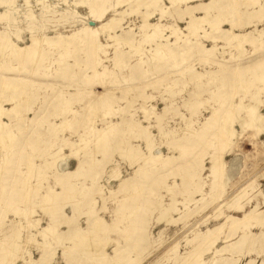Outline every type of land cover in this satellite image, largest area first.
Here are the masks:
<instances>
[{"label": "rangeland", "instance_id": "obj_1", "mask_svg": "<svg viewBox=\"0 0 264 264\" xmlns=\"http://www.w3.org/2000/svg\"><path fill=\"white\" fill-rule=\"evenodd\" d=\"M0 126V264H264V0H0Z\"/></svg>", "mask_w": 264, "mask_h": 264}, {"label": "bare ground", "instance_id": "obj_2", "mask_svg": "<svg viewBox=\"0 0 264 264\" xmlns=\"http://www.w3.org/2000/svg\"><path fill=\"white\" fill-rule=\"evenodd\" d=\"M240 17V16H239ZM235 28V27H234ZM247 43V42H246ZM242 44V43H241ZM256 45V44H255ZM240 47V44L238 45ZM242 47V46H241ZM29 50V49H24ZM229 110V109H228ZM229 112V111H228ZM2 113V112H1ZM248 116V115H247ZM214 125H219L216 128L215 133V141H216V150L215 153L212 155L211 162H212V171L215 175H217V178H220L219 176H222V158L220 159V154H223L222 150L225 148L226 144L228 143V134L226 132V128L223 126L224 121L219 117V115L215 112L212 116ZM1 127V126H0ZM209 129V128H208ZM213 130V129H212ZM206 132V131H205ZM208 132V131H207ZM211 132V131H210ZM204 134V133H203ZM10 138V135H8ZM11 139V138H10ZM205 140V139H204ZM222 152V153H221ZM219 182V181H218ZM222 187V186H221ZM220 188V187H219ZM215 243V242H214ZM208 251V250H207Z\"/></svg>", "mask_w": 264, "mask_h": 264}]
</instances>
